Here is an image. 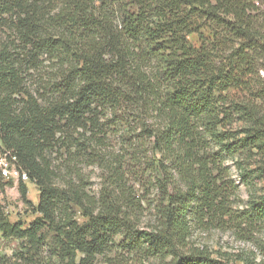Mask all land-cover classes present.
<instances>
[{"label": "trees", "instance_id": "trees-1", "mask_svg": "<svg viewBox=\"0 0 264 264\" xmlns=\"http://www.w3.org/2000/svg\"><path fill=\"white\" fill-rule=\"evenodd\" d=\"M254 1L0 0V29L14 37L0 44V142L39 190L33 207L19 185L39 215L27 226L0 210L1 235L19 242L0 264H97L115 248L159 264H232L189 240L240 219L226 158L245 174L237 159H254L264 176ZM43 61L48 72L29 81ZM115 133L135 142L132 175L152 195L150 230L138 229L142 199L124 163L106 156ZM78 161L102 169L97 198L75 182ZM250 211L242 223H264V195Z\"/></svg>", "mask_w": 264, "mask_h": 264}, {"label": "rangeland", "instance_id": "rangeland-1", "mask_svg": "<svg viewBox=\"0 0 264 264\" xmlns=\"http://www.w3.org/2000/svg\"><path fill=\"white\" fill-rule=\"evenodd\" d=\"M255 12L253 13L257 19V27L264 32V0L254 1ZM5 41H14V37L9 31L0 29V44ZM48 62H42L39 70L32 73L33 77L29 81L37 80L44 76L50 66ZM259 75L264 79L262 72ZM241 124L235 123L233 128H240ZM131 140V141H130ZM132 137H126L123 134H113L108 139L106 146V156L108 160L122 161L125 170L128 172L126 182L128 187H132L134 198L141 200L142 215L139 216L138 229L150 230L155 224V216L152 210V205L149 203L152 195H147L146 190H141L139 185L135 183L132 171L137 169L134 167L136 148ZM133 145L132 148L130 147ZM133 150V152H132ZM60 153L49 154L48 158L51 162L54 172L59 178H65L66 164L63 163L64 157L59 156ZM134 157V160H133ZM246 174L242 173L236 166V160L232 162L226 158L225 165L228 168L229 179L234 183L235 194L231 198L232 211L234 215L240 217L237 222L229 223L223 228H211L205 232H195L189 240L191 246L207 249L213 257L218 254L225 255L229 258L232 264H264V223L257 222L251 226L247 223H242L245 216H252L250 211V202L259 201L260 196L264 195V176L258 174L255 170V160H246L239 158ZM74 165L76 183L83 181L85 190L93 197L97 198L103 177V171L97 165L85 166L81 162H76ZM134 168V169H133ZM19 181L13 179H0V210L4 217L11 224L22 223L27 226L32 220L39 217L37 213L28 208L22 201L19 193ZM27 189V201L33 207L37 205L39 190L32 182L25 183ZM79 222H84V219L77 215ZM118 241V240H117ZM18 241L3 237L0 233V256L10 257L14 250L18 247ZM97 264H159L155 258H144L140 255H128L114 249L111 253H106L104 256L97 258Z\"/></svg>", "mask_w": 264, "mask_h": 264}, {"label": "built area", "instance_id": "built-area-1", "mask_svg": "<svg viewBox=\"0 0 264 264\" xmlns=\"http://www.w3.org/2000/svg\"><path fill=\"white\" fill-rule=\"evenodd\" d=\"M0 179H13L19 183H27V175L18 167L15 155L6 150L0 142Z\"/></svg>", "mask_w": 264, "mask_h": 264}]
</instances>
